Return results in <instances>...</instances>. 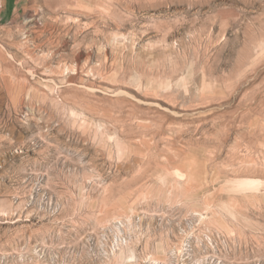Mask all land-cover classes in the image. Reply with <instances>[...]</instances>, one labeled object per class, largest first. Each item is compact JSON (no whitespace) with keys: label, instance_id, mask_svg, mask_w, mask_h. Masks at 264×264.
I'll return each mask as SVG.
<instances>
[{"label":"rangeland","instance_id":"374dc122","mask_svg":"<svg viewBox=\"0 0 264 264\" xmlns=\"http://www.w3.org/2000/svg\"><path fill=\"white\" fill-rule=\"evenodd\" d=\"M0 264H264V0H0Z\"/></svg>","mask_w":264,"mask_h":264}]
</instances>
